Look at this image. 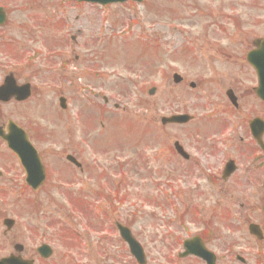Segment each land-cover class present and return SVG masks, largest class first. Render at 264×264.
I'll return each mask as SVG.
<instances>
[{
    "label": "rangeland",
    "instance_id": "obj_1",
    "mask_svg": "<svg viewBox=\"0 0 264 264\" xmlns=\"http://www.w3.org/2000/svg\"><path fill=\"white\" fill-rule=\"evenodd\" d=\"M0 5L10 12L0 31L32 33L21 37L22 55H33L40 71L36 83L42 88L36 96L39 103L28 104L27 114L30 125L43 131L45 160L53 169L47 189L24 196L19 191L22 175L13 171V160L3 159L11 156L0 142V255L12 252L19 242L34 255L35 247L47 242L55 254L49 260L35 255L37 264H135L127 261L123 247L116 248L120 238L118 242L115 221L127 224L145 247L162 239H152V230L165 222L162 216L174 223L213 220L223 231V188L235 185L236 178L223 182L212 172L235 156V131L238 136L244 132L231 126L226 91L237 79L250 81L241 58L264 35V0H146L105 7L64 0H0ZM54 67L57 74H42ZM174 72L182 75L183 84L174 83ZM48 85L61 90H48ZM152 87L156 93L150 96ZM96 93L106 95L109 105ZM59 94L68 98L67 112L59 107ZM10 111L12 118L28 121L17 107L2 105L0 126ZM185 112L195 116L186 126L161 124L162 117ZM176 140L201 165L192 168L194 161L175 156L171 149ZM68 151L88 165L81 186H76L78 171L62 163H67ZM128 161L124 171L117 169ZM57 163L61 171L54 170ZM62 182L74 187L58 188ZM163 191L176 192L166 217L158 206H168L167 201H153ZM77 195L95 201V209L109 208L101 212V227L95 213L77 206ZM113 195L127 196L125 207L108 205L103 197ZM229 206L230 217L250 212ZM7 217L17 225L5 236ZM58 220L83 239L69 242L63 225H55ZM191 230L196 231L193 225ZM162 250L167 251L157 249Z\"/></svg>",
    "mask_w": 264,
    "mask_h": 264
},
{
    "label": "flooded vegetation",
    "instance_id": "obj_2",
    "mask_svg": "<svg viewBox=\"0 0 264 264\" xmlns=\"http://www.w3.org/2000/svg\"><path fill=\"white\" fill-rule=\"evenodd\" d=\"M5 11L9 16L8 10L5 9ZM1 28L3 27H0V29ZM48 31L50 30L48 29L47 32ZM22 33H4L0 31V87L4 85L13 86L12 92H9V88L4 92L6 98L1 94L4 99L8 100H2L3 98L0 97V107H2V105L7 108L13 106L17 107L19 113H22V116L25 115L28 121L25 120V122H23L17 119V117L12 118L10 111L9 117L6 119L7 122L0 126V132L5 135L9 134L8 124L13 120L16 121L23 130L27 131L32 144L37 151H39L46 168L47 179L38 191H34L26 183L20 186L19 191L27 192L29 190L33 194H38L48 188V171L50 167L49 163L45 160L47 150L42 148L41 144V142H45L42 138L41 130L38 129L37 124L30 125L32 119L29 118L27 114L28 104L39 103L36 96L39 95L42 87L36 83V78L39 77L40 71L38 68H35L38 65L34 64L36 60L33 58V55H28L27 57L22 55L21 46L23 44L21 42V37H30L32 33L31 31H22ZM49 33L52 34L51 31ZM57 33L56 37L61 38ZM60 41L63 42L62 40ZM60 41L57 42L60 43ZM241 59L244 61L245 67L249 69L244 75L247 76L250 81L244 82L243 84L242 81H238L237 79L234 83L230 84L228 87L229 95H227V99L230 110L229 120H231L233 130L235 131L241 127L244 132L242 135L238 136V133L235 131L236 136L234 137L236 142V154L232 159L235 163V169L231 178H236V184L225 186L223 192L227 194L225 197L227 201L224 203L225 210L233 208L230 207L229 204H235L239 206L241 210L249 208L250 212L245 210L246 212H244L243 216H228L222 219L221 226L223 231H221V229H216L219 225L214 224L213 220L174 223L170 220V222H167V218L161 217L165 222L152 230L156 234L154 237L152 236V239H156L159 236H161L162 239L151 240L148 242L149 246H144L145 253L147 254V264H264V100L257 95L259 77L254 67L249 64L248 56H244ZM54 70L55 67L47 68V70L43 69L42 74L45 71L49 72V74L50 72H52L51 74H57V71ZM63 70L64 69L61 68V71ZM57 83L55 82L52 84L58 87ZM182 83H184V81ZM27 84L31 90V95L29 97L23 96L25 95L24 85ZM22 86L24 87L23 89H21ZM53 88L48 85V90H54L56 92L61 90ZM59 95L60 98L64 97L62 94ZM67 103L68 101L66 102V106ZM0 142L4 146V148L1 149H7L11 159L14 160L17 166L13 171L22 175V178L26 180L25 170L17 154L8 150L7 142L1 139ZM186 151L189 156L185 160L182 157L181 159L185 162L196 160L188 150ZM73 156L76 161H70L69 165L72 166L74 171H78L76 172L77 181L79 182L78 186H81L86 183L83 181V176L86 174L87 177L89 173L87 171L88 165L78 160L76 157L77 155L73 154ZM0 157H2L1 154ZM77 161L81 162L78 166ZM225 163H223V169L220 170V175L224 172ZM198 165H201V162L199 160L194 161L192 163V168L198 167ZM205 165L208 168L210 167V164L207 162ZM12 167H14V165H11L10 168L12 169ZM56 168L57 171H59V166H56ZM217 175L219 176L218 173ZM87 180L90 181V178ZM59 187L62 189V186H58V188ZM175 194L176 192L172 191L157 193V198H155V200L159 203L161 199H165L168 204V206L165 207L159 203L158 208L162 211L161 214H166V211L172 208L169 200H171V197ZM126 197L127 196H124V198H105V200L108 201V205H112V202L116 201L120 207H125V203L127 202ZM107 209L109 208H103V210L108 211ZM103 210H101V208L93 209L95 220L97 219V227L98 225L100 227L102 226L101 221L103 214L101 212ZM254 213L258 214L260 218ZM252 224L258 226L255 234L250 231V225ZM115 225H117V222H115ZM192 225L196 231L191 230ZM260 230L261 232H259ZM117 238L119 242V233ZM188 242H191V245L186 247V243ZM22 245V251L19 252V254L17 253V255H21L24 259L29 260L38 259L36 256L39 246L35 247L34 255H29L25 244ZM112 247L114 248V246ZM121 247L129 252L127 261L130 259L131 263L136 264V260L132 254H130L128 243H124L120 240V246L117 245L116 248L118 249ZM158 248H166L167 251L162 250V252H160L157 251ZM116 258H119V256L116 255Z\"/></svg>",
    "mask_w": 264,
    "mask_h": 264
},
{
    "label": "water",
    "instance_id": "obj_3",
    "mask_svg": "<svg viewBox=\"0 0 264 264\" xmlns=\"http://www.w3.org/2000/svg\"><path fill=\"white\" fill-rule=\"evenodd\" d=\"M78 1H87L91 3H99L102 5L105 4H115L116 2L119 3H125L127 0H78ZM132 1H144V0H132ZM5 21V14L3 13L2 9L0 8V24H2ZM256 46H258L257 50H254L249 53L250 55V62L253 66L256 67V69L259 71V76L261 79V85L259 88L261 97L264 98V39H257V41L254 42ZM175 80L177 82H180L181 79L178 75H175ZM155 89L151 90V93L154 92ZM190 119V116L185 115V116H174L172 118H166L162 120L163 123L167 122H179V123H184L185 121H188ZM16 135V134H15ZM14 135V136H15ZM7 141H9L10 147L15 151L19 152V156L21 158V161L23 162L28 175L27 181L31 183L35 188L38 187L39 184L44 180L45 178V172L43 171V168L41 167V163L39 161V157L37 154H34V156H29L28 154H25L23 152V148L28 147V143L26 146L23 147V145L20 144V140L18 137H13V138H8L7 136L5 137ZM26 139H24L25 141ZM177 144V148L180 150L181 153H183L181 146ZM15 224V221L13 219L7 218L5 220V225L9 229L12 228V226ZM120 231L123 235V238L125 241L130 243L131 245V252L136 256L137 260L139 261L140 264H145V255L143 253L142 247L140 243L136 242L129 230L126 228L120 227ZM17 250L21 249V246H16L15 247ZM51 249L50 247H47L46 245L41 246L39 252L42 253L44 257H48L51 255ZM0 264H33V261H26L22 259L21 257H16L14 255L9 256V258H1L0 259Z\"/></svg>",
    "mask_w": 264,
    "mask_h": 264
}]
</instances>
